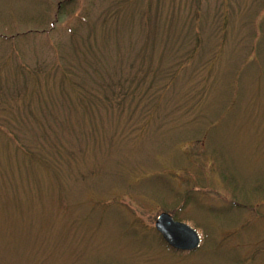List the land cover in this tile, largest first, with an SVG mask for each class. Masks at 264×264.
<instances>
[{"label": "rangeland", "instance_id": "1", "mask_svg": "<svg viewBox=\"0 0 264 264\" xmlns=\"http://www.w3.org/2000/svg\"><path fill=\"white\" fill-rule=\"evenodd\" d=\"M0 264H264V0H0Z\"/></svg>", "mask_w": 264, "mask_h": 264}, {"label": "water", "instance_id": "2", "mask_svg": "<svg viewBox=\"0 0 264 264\" xmlns=\"http://www.w3.org/2000/svg\"><path fill=\"white\" fill-rule=\"evenodd\" d=\"M155 229L166 245L180 253H192L202 246V238L197 230L188 224L176 221L168 213L156 218Z\"/></svg>", "mask_w": 264, "mask_h": 264}, {"label": "trees", "instance_id": "3", "mask_svg": "<svg viewBox=\"0 0 264 264\" xmlns=\"http://www.w3.org/2000/svg\"><path fill=\"white\" fill-rule=\"evenodd\" d=\"M174 251V250H173Z\"/></svg>", "mask_w": 264, "mask_h": 264}]
</instances>
